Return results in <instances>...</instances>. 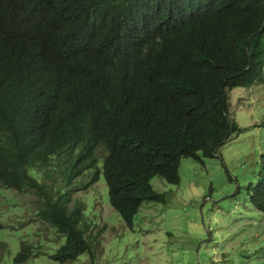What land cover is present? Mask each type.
I'll use <instances>...</instances> for the list:
<instances>
[{
    "label": "trees",
    "instance_id": "trees-1",
    "mask_svg": "<svg viewBox=\"0 0 264 264\" xmlns=\"http://www.w3.org/2000/svg\"><path fill=\"white\" fill-rule=\"evenodd\" d=\"M253 83L264 85V0H0V193L36 195L34 220L66 238L54 260L95 264L104 227L92 234L93 202L71 193L104 180L133 226L145 201L165 200L155 176L180 184L183 158L213 157L245 130L228 91ZM248 196L264 212V152ZM20 241L15 264L37 255Z\"/></svg>",
    "mask_w": 264,
    "mask_h": 264
},
{
    "label": "rangeland",
    "instance_id": "rangeland-1",
    "mask_svg": "<svg viewBox=\"0 0 264 264\" xmlns=\"http://www.w3.org/2000/svg\"><path fill=\"white\" fill-rule=\"evenodd\" d=\"M229 97L231 115L245 130L231 136L213 157L202 161L183 158L180 184L155 176L152 185L165 194V200L145 201L133 226L110 205L104 180L91 186L93 189L72 192L73 200L85 197L93 202L90 213L98 228H92V234L104 227L101 243L92 240L95 264H263L264 212L252 205L248 191L256 182L259 156L264 152V126L258 125L264 119V85L234 88ZM41 181L62 185L61 177L53 181L44 176ZM100 190L102 199L96 194ZM9 196H15L11 203L7 202ZM35 198L31 192L0 193V218L5 226L0 240L7 245L1 258L5 264H15L22 237L32 242L37 253L22 264H63L51 255L66 238L54 227L34 220ZM90 262V253H85L65 264Z\"/></svg>",
    "mask_w": 264,
    "mask_h": 264
},
{
    "label": "clouds",
    "instance_id": "clouds-1",
    "mask_svg": "<svg viewBox=\"0 0 264 264\" xmlns=\"http://www.w3.org/2000/svg\"><path fill=\"white\" fill-rule=\"evenodd\" d=\"M20 8V10H18V14H17V19L19 20V21H21L22 20V22H24V21H26V19H27V13H26V11L23 9V8H21V7H19ZM12 19L14 18V14L12 13L11 14V16H10ZM53 60V58L52 57H50L49 59H48V63H50L51 61ZM58 63H61L62 64V71H61V74H67L68 73V70H69V64L67 63V61L64 59V58H62V57H60V56H58L57 57V59H56V64H58ZM74 84V83H73ZM77 88H79V89H81L79 86H77L76 84H74ZM257 85H263V84H254L253 83V85H251V86H239V87H247V88H251V89H253V87H255V86H257ZM235 88H237V87H235ZM234 89V88H233ZM233 89H231V90H229L228 91V99H227V102H228V106H229V115L231 116V118L232 119H234V120H236L235 118H234V116H232L231 115V101H230V97H229V92L230 91H232ZM81 90H83V89H81ZM85 91V90H84ZM85 93H86V95L87 96H89V97H91V96H93L94 95V93L93 92H87V91H85ZM262 122V121H261ZM260 122V123H261ZM260 123L258 124V125H260ZM240 125V124H239ZM241 126V125H240ZM242 127V126H241ZM243 131H241V132H238V133H234V134H232L231 136H233V135H235V134H240V133H242ZM231 138V137H230ZM229 138V139H230ZM229 139L227 140V142L226 143H228L229 142ZM225 143V144H226ZM224 145V144H223ZM260 157V156H259ZM62 161H64V162H66L65 161V158L64 159H62ZM71 196H72V193H71ZM70 202L71 201H69L68 202V206H70ZM71 205H73V203L71 204ZM59 234H61V233H59ZM264 263V262H263Z\"/></svg>",
    "mask_w": 264,
    "mask_h": 264
}]
</instances>
